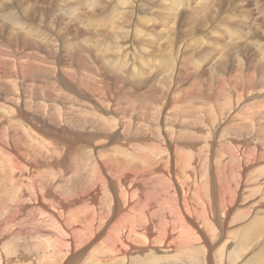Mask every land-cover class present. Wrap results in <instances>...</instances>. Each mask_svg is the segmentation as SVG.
<instances>
[{"label": "rangeland", "instance_id": "1", "mask_svg": "<svg viewBox=\"0 0 264 264\" xmlns=\"http://www.w3.org/2000/svg\"><path fill=\"white\" fill-rule=\"evenodd\" d=\"M21 1L0 0V75L3 73L0 76V112H2L0 113V115L2 114L0 117V127H2L0 128V170L2 169L0 173V204L2 206H0L2 208H0V264H42L44 262V264H189L187 261L190 254H194L195 264H255L259 258H261L260 262L263 260L264 264V0H113V2L112 0ZM162 3L164 4L162 5ZM34 6L35 8H33ZM55 9H58L61 14ZM38 10L41 13H39ZM67 14H70L68 15L69 17ZM73 15L75 17L74 19L72 18ZM3 22L5 25L2 24ZM202 24L205 25L203 26ZM16 26L18 28L15 29ZM61 26L63 28H61ZM150 27H152V29ZM28 30H30V32ZM97 30H99V32H97ZM141 30L143 32L146 31L143 33ZM167 32H169V34ZM95 33L97 34L94 35ZM92 34L97 40H95L96 38L93 37ZM11 36L15 37L12 38ZM130 36L134 38V43H130L134 41ZM127 37L130 38L128 39ZM165 38L166 40H163ZM83 39L85 41H83ZM160 41L162 43L164 42L163 45ZM158 43H161V45ZM95 44L98 45L96 46ZM175 46L178 47L175 48ZM171 49L173 50L170 51ZM124 51L128 53L131 51V55L128 54L129 56H127V53ZM178 51L179 53H177ZM158 52L160 55L157 54ZM151 54L154 57L151 56ZM118 55L120 57H118ZM2 56L8 63L6 60V62L4 61ZM110 58L111 61L109 63ZM121 61H123V65ZM222 61L227 65H224ZM25 63L29 64L31 67L29 65L26 66ZM31 64L34 67H32ZM5 66L9 67V69H7V67L5 68ZM3 70L6 74L2 72ZM94 70H96V72H94ZM79 73L80 75H78ZM102 79H105V81ZM80 81L83 84H81ZM103 81L105 83L107 81V84H109L104 85ZM165 96L166 98H164ZM199 107L202 111L199 110ZM186 108H188V110ZM158 111L161 112L159 113ZM197 111L199 113H197ZM208 112H210L209 114L211 115H208ZM189 113L194 116L197 115L195 117L193 116L192 120L189 121V128L185 129L187 133L183 130L184 128H174L180 133L178 134L181 135L180 138L183 136L179 142L180 147L178 146L179 143H174V146H172L174 150L180 148L179 152L174 156V154L170 155L166 151V148L160 150L159 142H164L165 144L167 142L164 140L166 138H161L158 134L157 125L160 126V122L157 121V118L160 116L172 118L173 116L172 119L176 118L175 120L181 122L183 119V121L189 119ZM12 114L14 117L11 116ZM133 116H135V118H133ZM140 116L142 120H140ZM96 117L101 120L103 119V122L106 121L105 129L107 128L106 130L113 136L111 139L106 138L107 134L97 129L98 126L93 121ZM136 117L139 119L137 120ZM180 117L181 119H179ZM149 119L151 121H149ZM55 122L60 123L55 124ZM58 125H61V127ZM174 125L176 126L177 124L175 123ZM53 127L55 128L53 129ZM189 130H191V132ZM82 131L86 133L84 134ZM140 131H145V134ZM146 131L149 134H146ZM76 132L78 133L77 136ZM21 133L23 134L22 137L18 138L21 136ZM132 133L134 134L132 135ZM140 133L141 135L143 134V136H141ZM78 135L80 136L78 137ZM176 135H174L172 139L174 138L177 140L178 138ZM85 136H87V138ZM191 136L194 137L192 138ZM104 138L106 139L104 140ZM43 139L44 142L42 141ZM77 139L79 140L77 141ZM174 139L173 141L175 142ZM49 140L52 141L49 142L50 147L47 142ZM134 140L136 142H134ZM186 140H193L195 144H188ZM72 141L74 142L72 143ZM104 141L106 144L103 143ZM18 142H24L20 145H24L23 148L19 146ZM181 142L186 143L182 144ZM46 143L48 144L46 145ZM217 144L220 145L218 146ZM221 144L225 148H223ZM92 145L94 146L92 147ZM12 146H15L16 149ZM47 147L50 148V150L47 149ZM226 147H228V149ZM212 148L215 149V151L217 150V153ZM229 148L233 154L230 153ZM39 149L41 154L38 151ZM222 149H225V151ZM126 151L129 154H127ZM198 151L203 153L199 154ZM226 151H228V153ZM3 152H5V155ZM130 153H133V158L136 155V159H130V157H132ZM7 154H9L8 158ZM36 154L39 155L37 156ZM55 154L59 155L56 157ZM106 154H109V156L119 154L124 156L125 154L123 158L136 162H139L140 159L142 160H140V162H145L150 159L149 161L152 160L154 163L160 161L161 164L165 161L162 165L166 162L177 163L178 167H171L172 165H169V168L167 167L168 172L166 173H170L171 179L168 178L166 181L163 179L160 180V174H157L158 169L156 173L154 172L153 178L149 180L147 178L143 179L142 177L135 176H133V179L136 182L139 179L148 182L141 183L142 181H138L140 185L146 186L145 193L148 194L147 198L150 201L155 199L158 200V203L152 206V211L150 208L146 209L147 212L149 211L148 214L153 212L162 215V217L165 216L164 214L169 215L170 207L174 212L177 205L181 204L183 199L185 200L186 195L191 201L196 199L194 201L197 203L199 202L198 205H203V202L204 204H211V210L207 214L209 226H205L203 221H201L199 230L202 233L204 231L212 235L207 241H204L206 244L213 245L212 249L209 250L206 245L203 246V244L198 243L192 244V248L188 246L180 250L168 249L165 248L163 242L159 239L157 247L155 248L146 244L152 250L158 248V253L156 251L149 252L145 248L136 251L128 246L125 249V256H128L130 258L129 260L128 257L125 256L124 259L123 256H116L113 249H111L112 252H110L111 247H106L107 244L109 245L108 240L105 243L100 242V237L103 235L100 234V232L105 227V222L111 224L109 218H112L119 208L118 205L113 207L110 204V200H113L115 197L113 196L114 190H112L113 188L111 185H109L111 192L109 195H112V197H104V199H106L104 202V200H102L103 197L99 195L97 197L99 205L94 204V206L98 205L97 209L101 207L105 209H103L102 213V217H105L99 218L96 224V227L98 223L101 225L98 227L99 230L98 228L96 230V227L89 230L91 233L93 231L94 233L97 232L98 236L94 234L93 237L84 241L82 238L75 239L71 243L72 246L74 245L72 248V246L69 245L70 239L67 235L68 228L63 229L61 223L66 225H71L72 223L75 225L80 206L86 204V206H83V212L80 210V213H82L80 217L87 214V212H84L85 209L88 211V209H93V207L86 202H82L77 206L76 204L74 205L72 201H69L64 208V205L60 202H66L69 199L72 200L75 195L86 193L88 189L91 191L92 187L93 192L98 189V194L107 191V189L103 187L106 185V180H108L107 182L110 184L112 177H118V175L109 168H99V170L105 171V174L101 175L96 169L95 163L98 162V159L108 156ZM217 154H219V156ZM11 155H13L14 158H12ZM62 155H64V157ZM100 155L102 156L100 157ZM138 155H140V157ZM141 155L145 157L142 158ZM225 155L226 157L230 155V157L225 158ZM233 155L237 156V158ZM176 156L178 160H176ZM94 157H96L97 160ZM148 157L150 158L148 159ZM180 159L181 161H179ZM224 159H228L229 161L227 162V160ZM52 160L53 162H51ZM111 160L112 159H110V161ZM195 160H198V163ZM186 161H191L188 169L190 172L198 168L195 171L196 173L193 172L195 173L194 176L190 175V177L186 175L187 171L182 170L184 171L182 172L180 170L181 168H186ZM223 161H225V163ZM66 163H68V165ZM110 164H114V161H111ZM195 164L198 167H196ZM194 167H196V169ZM74 168L77 169L75 170ZM151 168L153 170L155 169V167H149V170ZM127 169L128 168L123 167L121 170H124V174L132 176L134 172L131 173V169L126 171ZM40 171L42 172L40 173ZM173 172L177 174L173 176ZM44 175L45 177H43ZM108 177L110 179H108ZM3 178H5V180ZM39 178H42V180L45 179V181H41ZM95 178L97 180H95ZM92 181H97V183L99 182L101 185L99 184L98 186V184L95 182L92 183ZM168 181H172V183ZM10 182L12 183L10 184ZM42 182V186H45L44 188L40 185ZM129 182L130 181L127 182L126 186H121V188H119L122 190L126 188L123 190L124 192L128 190L132 192L133 190V196L137 197L138 193L136 191V186L130 185ZM16 183H20V186H17ZM90 183L95 185L93 186ZM38 185H40V188L38 187L41 190L40 192L37 191L38 188L36 186ZM147 185L150 186L147 187ZM206 185L209 186V192H207L208 189H205ZM100 187H102V190L105 189L104 192ZM115 188L117 191H121L117 186H115ZM194 189H196L195 192ZM201 189L206 195L203 196L205 193ZM216 190L218 192L224 191V199L217 197L218 193L214 196ZM47 191L49 192L48 196L51 195L48 200H46L48 196H45L47 195ZM36 192H39L40 196ZM162 192L164 197H162ZM25 193H28V196ZM136 197L134 198L135 201L137 200ZM39 198L41 200H39ZM51 199H54L52 203H50ZM148 199H146V202H150ZM45 203L48 204L47 207ZM30 204L33 206H29ZM159 204L160 206H158ZM161 205H165V207ZM5 207L7 208V212ZM25 207L27 208L25 209ZM108 207H110V209ZM157 207L159 208L157 209ZM21 208H24V210ZM63 208L65 210L67 208L68 213L67 211L65 212ZM165 208L167 210H165ZM75 209L76 211L74 212ZM178 209L174 212L175 214H173L177 218L178 216L180 218L179 212H181V210ZM14 212L17 213L18 216ZM160 212L162 213L160 214ZM148 214L147 216L149 217ZM189 214V210L187 209L184 220L182 221L183 223ZM66 220H69V222H63ZM58 221L61 223H58ZM170 221L166 220V224ZM78 224L79 223L76 224L75 228L78 227ZM160 224L162 227L167 228V230H173V232L176 230H174V227H171V223L166 227L164 220L160 219ZM22 226L23 228L28 227L26 228L28 230L25 228L24 230L21 228ZM251 226H256L258 232H255L254 236H252L254 231ZM178 230H180V227ZM70 231H72V229H70ZM248 232L251 234L248 235ZM126 235L127 232L123 234V237ZM245 235H248L249 238L248 240L246 239L248 242L245 240V244H243L241 238ZM76 240H78V242ZM129 240L131 241V238H129ZM74 242L75 244H73ZM59 253H61V255H59ZM156 253L158 255H156ZM171 253L174 255L172 256ZM230 253L232 254L230 255ZM100 255L102 256L100 257ZM176 255L180 256L178 257ZM154 256L159 258H155ZM196 257L198 258V263H196ZM5 259L8 263L4 261ZM26 259L28 262H23L24 260L26 261Z\"/></svg>", "mask_w": 264, "mask_h": 264}, {"label": "bare ground", "instance_id": "2", "mask_svg": "<svg viewBox=\"0 0 264 264\" xmlns=\"http://www.w3.org/2000/svg\"><path fill=\"white\" fill-rule=\"evenodd\" d=\"M4 1V0H3ZM21 1V0H20ZM23 1H25V0H23ZM55 1V0H54ZM63 1V0H62ZM108 1V0H107ZM106 1V2H107ZM161 1V0H160ZM159 1V2H160ZM255 1V0H254ZM112 2H113V0H112ZM2 3V2H1ZM21 3H22V1H21ZM103 3V2H102ZM132 3V2H131ZM10 4V3H9ZM60 4V3H59ZM76 4V3H75ZM104 4V3H103ZM111 4V3H110ZM133 4V3H132ZM164 3H162V5H163ZM167 4V3H166ZM218 4V3H217ZM35 5V4H34ZM94 5H95V1H94ZM94 5H92V6H94ZM100 5V4H99ZM106 5V4H105ZM15 6V5H14ZM124 6V5H123ZM122 6V7H123ZM164 6H166V5H164ZM95 7V6H94ZM97 7H98V5H97ZM101 7V6H100ZM103 7H105V6H103ZM33 8H35V6L33 7ZM50 8V7H49ZM92 8V7H91ZM90 8V9H91ZM130 8V7H129ZM155 8V7H154ZM215 8V7H214ZM4 9V8H3ZM46 9H48V8H46ZM89 9V10H90ZM125 9V8H124ZM240 9V8H239ZM260 9V8H259ZM262 9V8H261ZM12 10V9H11ZM40 10V9H39ZM38 10V11H39ZM41 10H43V9H41ZM55 10H58V9H55ZM59 10L61 11V9L59 8ZM58 10V11H59ZM74 10V9H73ZM72 10V11H73ZM9 11V10H8ZM57 11V12H58ZM60 11H59V13H60ZM67 11V10H66ZM81 11V10H80ZM119 11V10H118ZM134 11V10H133ZM212 11V10H211ZM14 12V11H13ZM44 12V11H43ZM218 12V11H217ZM39 13H41L40 11H39ZM68 13V12H67ZM72 13V12H71ZM127 13V12H126ZM131 13H133V12H131ZM155 13V12H154ZM264 13V12H263ZM8 14V13H7ZM43 14V13H42ZM61 14V13H60ZM103 14V13H102ZM148 14V13H147ZM146 14V15H147ZM158 14V13H157ZM45 15V14H44ZM68 15H70V14H67V16ZM97 15V14H96ZM151 15V14H150ZM262 15V14H261ZM42 16V15H41ZM60 16V15H59ZM116 16V15H115ZM148 16V15H147ZM153 16V15H152ZM157 16V15H156ZM176 16V15H175ZM60 17H62V16H60ZM69 17V16H68ZM83 17V16H82ZM120 17V16H119ZM124 17V16H123ZM129 17H130V15H129ZM11 18V17H10ZM45 18V17H44ZM73 19L75 18L74 17V15H73V17H72ZM71 18V19H72ZM153 18V17H152ZM215 18V17H214ZM2 19H4V18H2ZM72 19V20H73ZM80 19V18H79ZM86 19V18H85ZM115 19V18H114ZM217 19V18H216ZM259 19V18H258ZM43 20V19H42ZM71 20V21H72ZM91 20V19H90ZM121 20H122V17H121ZM120 20V21H121ZM153 20V19H152ZM154 20H156V19H154ZM195 20V19H194ZM78 21V20H77ZM88 21V20H87ZM6 22H9V21H6ZM50 22V21H49ZM84 22V21H83ZM123 22V21H122ZM121 22V23H122ZM74 23V22H73ZM102 23V22H101ZM119 23V22H118ZM126 23H127V21H126ZM172 23V22H171ZM182 23V22H181ZM3 25H5L4 24V22L2 23ZM7 24H9V23H7ZM51 24V23H50ZM67 24V23H66ZM70 24V23H69ZM80 24H82V23H80ZM79 24V25H80ZM86 24V23H85ZM99 24V23H98ZM110 24V23H109ZM117 24V23H116ZM123 24V23H122ZM122 24H121V26H122ZM128 24H130V23H128ZM197 24V23H196ZM253 24V23H252ZM11 25V24H10ZM14 25V24H13ZM20 25V24H19ZM19 25H17V26H19ZM77 25V24H76ZM75 25V26H76ZM78 25V26H79ZM83 25V24H82ZM172 25V24H171ZM203 25V24H202ZM205 25V24H204ZM203 25V26H204ZM9 26V25H8ZM15 27V29L16 28H18V27ZM49 26H51V25H49ZM85 26V25H84ZM92 26V25H91ZM117 26V25H116ZM126 26V25H125ZM130 26V25H129ZM261 26V25H260ZM88 27V26H87ZM111 27V26H110ZM118 27V26H117ZM124 27V26H123ZM127 27V26H126ZM135 27H138V26H135ZM140 27H141V25H140ZM140 27H138V28H140ZM21 28V27H20ZM61 28H63L62 26H61ZM97 28V27H96ZM115 28V27H114ZM142 28V27H141ZM151 29H152V27H150ZM202 28V27H201ZM12 29H13V27H12ZM11 29V30H12ZM33 29V28H32ZM116 29V28H115ZM179 29V28H178ZM9 30H10V27H9ZM18 30V29H17ZM108 30V29H107ZM112 30H113V28H112ZM125 30V29H124ZM127 30V29H126ZM140 30V29H139ZM29 32H30V30H28ZM111 31V30H110ZM128 31H129V29H128ZM142 31V30H141ZM140 31V32H141ZM146 31V30H145ZM144 31V32H145ZM148 31V30H147ZM151 31V30H150ZM155 31V30H154ZM1 32V31H0ZM9 32V31H8ZM17 32H19V31H17ZM21 32V31H20ZM25 32V31H24ZM38 32V31H37ZM85 32V31H84ZM83 32V33H84ZM97 32H99V30H97ZM124 32V31H123ZM138 32V31H137ZM143 32V31H142ZM141 32V33H142ZM143 32V33H144ZM165 32V31H164ZM13 33V32H12ZM11 33V34H12ZM23 33V32H22ZM26 33V32H25ZM78 33V32H77ZM101 33V32H100ZM151 33V32H150ZM168 34H169V32H167ZM255 33V32H254ZM15 34V33H14ZM19 34V33H18ZM17 34V35H18ZM27 34V33H26ZM25 34V35H26ZM79 34H80V32H79ZM85 34V33H84ZM97 33H95L94 35H96ZM107 34V33H106ZM8 35V34H7ZM34 35V34H33ZM39 35V34H38ZM89 35V34H88ZM108 35H109V33H108ZM118 35V34H117ZM140 35V34H139ZM145 35H147V34H145ZM144 35V36H145ZM189 35V34H188ZM22 36V35H21ZM44 36V35H43ZM92 36H93V34H92ZM103 36V35H102ZM104 36H106V35H104ZM110 36V35H109ZM108 36V37H109ZM119 36H121V35H119ZM137 36H138V34H137ZM143 36V37H144ZM148 36H150V35H148ZM152 36H154V35H152ZM173 36V35H172ZM177 36V35H176ZM12 37V36H11ZM13 37H15V36H13ZM12 37V38H13ZM17 37V36H16ZM19 37H20V35H19ZM24 37V36H23ZM38 37V36H37ZM81 37V36H80ZM93 37H95V36H93ZM107 37V38H108ZM111 37H112V35H111ZM118 37V36H117ZM123 37V36H122ZM131 37V36H130ZM129 37V38H130ZM31 38V37H30ZM30 38H28V39H30ZM43 38V37H42ZM82 38H83V36H82ZM86 38V37H85ZM88 38H89V36H88ZM96 38V37H95ZM98 38H100V37H98ZM128 38V37H127ZM128 38V39H129ZM132 38V37H131ZM172 38V37H171ZM27 39V38H26ZM106 39V38H105ZM119 39H121V38H119ZM118 39V40H119ZM133 40H134V38H132ZM131 39V40H132ZM142 39V38H141ZM145 39H146V36H145ZM173 39V38H172ZM41 40V39H40ZM95 40H97V38L95 39ZM99 40V39H98ZM161 40H162V38H161ZM163 40H166V38L165 39H163ZM23 41V40H22ZM30 41V40H29ZM35 41H36V39H35ZM83 41H85L84 39H83ZM82 41V42H83ZM87 41V40H86ZM89 41V40H88ZM101 41V40H100ZM105 41V40H104ZM107 41V40H106ZM112 41V40H111ZM123 41V40H122ZM146 41V40H145ZM151 41V40H150ZM170 41V40H169ZM172 41V40H171ZM175 41V40H174ZM10 42V41H9ZM45 42V41H44ZM97 42V41H96ZM103 42V41H102ZM113 42V41H112ZM134 43L135 42V40L134 41H131L130 43ZM143 42V41H142ZM161 42V41H160ZM173 42V41H172ZM31 43V42H30ZM29 43V44H30ZM37 43V42H36ZM50 43V42H49ZM111 43V42H110ZM154 44H156L157 43V40H156V43L155 42H153ZM162 43V42H161ZM161 43H158V44H160L161 45ZM164 43V42H163ZM163 43H162V45H163ZM174 43V42H173ZM173 43H172V45H173ZM79 44V43H78ZM83 44V43H82ZM86 44V43H85ZM88 44V43H87ZM100 44V43H99ZM105 44V43H104ZM177 44V43H176ZM33 45V44H32ZM96 45V44H95ZM98 45V44H97ZM96 45V46H97ZM108 45H110V44H108ZM135 45H137V44H135ZM223 45V44H222ZM225 45V44H224ZM39 46V45H38ZM103 46V45H102ZM116 46V45H115ZM169 46H170V44H169ZM17 47V46H16ZM23 47V46H22ZM131 47V46H130ZM178 46H175V48H177ZM238 47V46H237ZM40 48H41V46H40ZM46 48V47H45ZM93 48H95V47H93ZM114 48V47H113ZM118 48V47H117ZM133 48V47H132ZM137 48V47H136ZM166 48V47H165ZM171 48V47H170ZM172 48H174V47H172ZM88 49V48H87ZM92 49V48H91ZM102 49V48H101ZM105 49V48H104ZM134 49V48H133ZM232 49V48H231ZM236 49V48H235ZM234 49V50H235ZM23 50V49H22ZM45 50V49H44ZM96 50V49H95ZM126 50V49H125ZM131 50V49H130ZM139 50V49H138ZM151 50V49H150ZM159 50V49H158ZM173 49H171L170 51H172ZM237 50V49H236ZM240 50V49H239ZM114 51V50H113ZM116 51H117V49H116ZM238 51V50H237ZM236 51V52H237ZM31 52V51H30ZM99 52V51H98ZM106 52V51H105ZM104 52V53H105ZM124 52H126L127 54V56H129L128 54H130L131 53V51H130V53H128L127 51H124ZM150 52V51H149ZM2 53V52H1ZM28 53V52H27ZM85 53V52H84ZM95 53V52H94ZM122 53V52H121ZM156 53V52H155ZM177 53H179V51L177 52ZM230 53H232V52H230ZM235 53V52H234ZM31 54V53H30ZM103 54V53H102ZM108 54V53H107ZM125 54V53H124ZM123 54V55H124ZM133 54H134V52H133ZM132 54V55H133ZM146 54V53H145ZM157 54H159L160 55V53L158 52ZM165 54V53H164ZM1 55V54H0ZM82 55V54H81ZM115 55V54H114ZM131 55V54H130ZM150 55V54H149ZM156 55V54H155ZM101 56V55H100ZM105 56V55H104ZM110 56V55H109ZM145 56V55H144ZM151 56H153L152 54H151ZM158 56V55H157ZM163 56V55H162ZM164 56H166V55H164ZM179 56V55H178ZM193 56V55H192ZM1 57V56H0ZM3 57V56H2ZM70 57V56H69ZM118 57H120L119 55H118ZM140 57V56H139ZM143 57V56H142ZM154 57V56H153ZM166 57H168V56H166ZM186 57H188V56H186ZM236 57V56H235ZM4 58V57H3ZM81 58V57H80ZM85 58V57H84ZM113 58V57H112ZM145 58V57H144ZM169 58V57H168ZM237 58V57H236ZM235 58V59H236ZM117 59V58H116ZM140 59V58H139ZM148 59V58H147ZM158 59V58H157ZM179 59H181V58H179ZM6 59L4 58V61H5ZM89 60V59H88ZM121 60V59H120ZM119 60V61H120ZM122 60H124V59H122ZM7 61V60H6ZM5 61V62H6ZM27 61V60H26ZM29 61V60H28ZM80 61V60H79ZM84 61V60H83ZM86 61V60H85ZM106 61V60H105ZM110 61H111V58H110V60H109V63H110ZM113 61V60H112ZM116 61V60H115ZM114 61V62H115ZM136 61V60H135ZM157 61V60H156ZM162 61H163V59H162ZM178 61V60H177ZM224 61H226V60H224ZM91 62V61H90ZM117 62V61H116ZM123 61H121V63H122ZM155 62V61H154ZM169 62V61H168ZM223 62V61H222ZM221 62V63H222ZM1 63V62H0ZM2 63H3V61H2ZM7 63H8V61H7ZM21 63V62H20ZM31 63V62H30ZM35 63V62H34ZM139 63V62H138ZM158 63V62H157ZM156 63V64H157ZM161 63V62H160ZM159 63V64H160ZM179 63V62H178ZM26 64V63H25ZM36 64V63H35ZM83 64H86V63H83ZM116 64V63H115ZM134 64V63H133ZM144 64V63H143ZM223 64H224V62H223ZM262 64V63H261ZM3 65H4V63H3ZM2 65V66H3ZM23 65H24V63H23ZM27 65H29V64H26V66ZM32 65V64H31ZM39 65V64H38ZM122 65H123V63H122ZM130 65V64H129ZM150 65V64H149ZM224 65H227V64H224ZM1 66V65H0ZM8 66V65H7ZM7 66H5V68L7 67ZM11 66V65H10ZM20 66V65H19ZM30 66V65H29ZM91 66H93V65H91ZM116 66V65H115ZM118 66V65H117ZM142 66H144V65H142ZM141 66V67H142ZM21 67V66H20ZM31 67V66H30ZM32 67H34L33 65H32ZM45 67V66H44ZM137 67V66H136ZM140 67V66H139ZM222 67V66H221ZM24 68V67H23ZM61 68V67H60ZM92 68H94V67H92ZM91 68V69H92ZM125 68V67H124ZM123 68V69H124ZM219 68V67H218ZM260 68H261V66H260ZM0 69H1V67H0ZM3 69V68H2ZM7 69H9V67H7ZM6 69V70H7ZM21 69V68H20ZM34 69V68H33ZM95 69V68H94ZM170 69V68H169ZM172 69V68H171ZM79 70H80V68H79ZM155 70V69H154ZM73 71V70H72ZM71 71V72H72ZM97 71H99V70H97ZM173 71V70H172ZM0 72H1V70H0ZM2 72H4V70L2 71ZM56 72V71H55ZM54 72V73H55ZM66 72V71H65ZM81 72V71H80ZM88 72V71H87ZM94 72H96V70H94ZM153 72V71H152ZM156 72V71H155ZM170 72V71H169ZM212 72V71H211ZM5 73V72H4ZM67 73V72H66ZM77 73V72H76ZM118 73V72H117ZM3 74V73H2ZM1 74V75H2ZM6 74V73H5ZM57 74V73H56ZM74 74V73H73ZM0 75V76H1ZM78 75H80V73L78 74ZM82 75V74H81ZM99 75H100V73H99ZM108 75V74H107ZM123 75V74H122ZM149 75V74H148ZM201 75V74H200ZM111 76V75H110ZM177 76V75H176ZM211 76V75H210ZM100 77V76H99ZM173 77V76H172ZM178 77V76H177ZM216 77V76H215ZM5 78V77H4ZM9 78V77H8ZM76 78V77H75ZM98 78V77H97ZM100 78H102V77H100ZM99 78V79H100ZM104 78V77H103ZM119 78V77H118ZM157 78V77H156ZM163 78V77H162ZM125 79V78H124ZM123 79V80H124ZM179 79V78H178ZM203 79V78H202ZM1 80H2V78H1ZM81 80V79H80ZM83 80V79H82ZM98 80V79H97ZM102 80H104L105 81V79H102ZM114 80H115V78H114ZM126 80V79H125ZM199 80V79H198ZM78 81V80H77ZM87 81V80H86ZM100 81H101V79H100ZM103 81V83H104V85L105 84H107V81H106V83ZM79 82V81H78ZM87 82H89V81H87ZM98 82V81H97ZM110 82V81H109ZM115 82H116V80H115ZM119 82V81H118ZM127 82V81H126ZM80 83H81V81H80ZM99 83V82H98ZM102 83V82H101ZM102 83V84H103ZM122 83V82H121ZM76 84V83H75ZM81 84H83V83H81ZM87 84V83H86ZM109 84V83H108ZM107 84V85H108ZM85 85V84H84ZM83 85V86H84ZM100 85V84H99ZM90 86V85H89ZM94 86V85H93ZM92 86V87H93ZM98 86V85H97ZM102 86V85H101ZM158 86V85H157ZM91 87V86H90ZM77 88H79V87H77ZM76 88V89H77ZM108 88V87H107ZM158 88V87H157ZM161 88V87H160ZM154 89V88H153ZM7 90V89H6ZM9 90V89H8ZM27 91V90H26ZM56 92V91H55ZM54 93V92H53ZM156 93V92H155ZM160 94V93H159ZM161 95V94H160ZM156 96V95H155ZM157 98V97H156ZM164 98H166V96L164 97ZM158 99V98H157ZM162 99V98H161ZM172 99V98H171ZM179 99H180V97H179ZM181 100V99H180ZM182 101V100H181ZM180 101V102H181ZM89 102V101H88ZM165 102V101H164ZM177 102V101H176ZM94 103V102H93ZM154 104V103H153ZM185 105V104H184ZM106 107V106H105ZM105 107H103V108H105ZM171 107V106H170ZM111 108V107H110ZM109 108V109H110ZM189 108V107H188ZM188 108H186L187 110H188ZM191 108V107H190ZM195 108V107H194ZM201 108L199 107V110H200ZM99 110V109H98ZM156 110V109H155ZM192 110V109H191ZM197 110V109H196ZM198 110V111H199ZM204 110V109H203ZM113 111V110H112ZM165 111V110H164ZM172 111V110H171ZM195 111V110H194ZM197 111V113H199ZM200 111H202V110H200ZM5 112V111H4ZM4 112H3V115H4ZM17 112H18V110H17ZM149 112V111H148ZM151 112V111H150ZM159 112V111H158ZM161 112V111H160ZM159 112V113H160ZM204 112V111H203ZM0 113H2V112H0ZM6 113V112H5ZM111 113V112H110ZM114 113V112H113ZM122 113V112H121ZM121 113H119V114H121ZM210 112H208L207 114L208 115H211V114H209ZM105 114V113H104ZM141 114V113H140ZM149 114V113H148ZM150 114H152V113H150ZM202 114V113H201ZM2 115V114H1ZM1 115H0V117H1ZM6 115V114H5ZM9 115V114H8ZM17 115V114H16ZM21 115V114H20ZM48 115V114H47ZM87 115V114H86ZM117 115V114H116ZM172 115V114H171ZM189 115L190 116H188V120H186V121H181V122H178L177 120H175V119H172L173 118V116H172V118H167V117H165V116H160V117H158L157 119V121H159L160 123H159V125L160 126H158L157 125V122L155 123L156 125H157V131H158V134H159V136L161 137V138H166V139H164L167 143L165 144L164 142H159V148H160V150H162V148H166V151L170 154V155H172V154H174V156L179 152V149H177V150H174V147H172V146H174L173 144L174 143H176V144H178L179 142H180V140H181V138L183 137H181L180 138V136L181 135H178V134H180L176 129H174L175 127H180V129H182V128H184L183 130H185L186 128H189V121L190 120H192V117L194 116L193 114H191V113H189ZM197 115V114H196ZM195 115V116H196ZM208 115H206V116H208ZM7 116V115H6ZM6 116H4V117H6ZM10 116V115H9ZM11 116H13L14 117V115L12 114ZM115 116V115H114ZM149 116V115H148ZM194 116V117H195ZM104 117V116H103ZM125 117V116H124ZM150 117H152V116H150ZM155 117V116H154ZM210 117V116H209ZM208 117V118H209ZM12 118V117H11ZM24 118V117H23ZM50 118V117H49ZM54 118V117H53ZM66 118V117H65ZM90 118V117H89ZM93 118V117H92ZM101 118H102V113H101ZM133 118H135V116H133ZM137 118V117H136ZM178 118V117H177ZM206 118V117H205ZM47 119V118H46ZM106 119V118H105ZM118 119V118H117ZM121 119V118H120ZM139 118H137V120H138ZM151 119V118H150ZM149 119V121H151ZM153 119V118H152ZM179 119H181V117L179 118ZM186 119V118H185ZM57 120V119H56ZM55 120V121H56ZM84 120V119H83ZM140 120H142V117L140 116ZM197 120V119H196ZM8 121V120H7ZM25 121V120H24ZM66 121V120H65ZM68 121V120H67ZM94 123L98 126L97 127V129H99L101 132H103V133H106L107 134V136H106V138H108V139H111L113 136H111L110 134H109V131H107L106 129H105V123H106V121L105 122H103V119L101 120L100 118H98V117H96V118H94ZM135 121V120H134ZM31 122V121H30ZM36 122V121H35ZM51 122V121H50ZM49 122V123H50ZM133 122V121H132ZM166 122V123H165ZM4 123V122H3ZM23 123V122H22ZM57 122H55V124H56ZM58 123H60V122H58ZM57 123V124H58ZM76 123V122H75ZM81 123V122H80ZM85 123V122H84ZM92 123V122H91ZM114 123V122H113ZM119 123V122H118ZM149 123V122H148ZM177 124L176 126L174 125V124ZM179 123V124H178ZM192 123V122H191ZM191 123H190V125H191ZM194 123V122H193ZM25 124V123H24ZM37 124V123H36ZM44 124V123H43ZM52 124V123H51ZM50 124V125H51ZM66 124V123H65ZM93 124V123H92ZM110 124V123H109ZM120 124V123H119ZM147 124V123H146ZM149 124H151V123H149ZM162 124V125H161ZM212 124V123H211ZM26 125V124H25ZM48 125V124H47ZM49 125V126H50ZM108 125V124H107ZM122 125V124H121ZM127 125V124H126ZM140 125V124H139ZM164 125V126H163ZM174 125V126H173ZM193 125V124H192ZM208 125V124H207ZM5 126V125H4ZM12 126V125H11ZM10 126V127H11ZM28 126V125H27ZM35 126V125H34ZM52 126V125H51ZM51 126H50V128H51ZM58 126H60L61 127V125H58ZM65 126V125H64ZM79 126V125H78ZM82 126V125H81ZM120 126V125H119ZM14 127V126H13ZM12 127V128H13ZM38 127V126H37ZM48 127V126H47ZM70 127V126H69ZM109 127V126H108ZM117 127V126H116ZM124 127V126H123ZM126 127V126H125ZM128 127V126H127ZM206 127V126H205ZM0 128H2V127H0ZM55 127H53V129H54ZM64 128V127H63ZM63 128H62V130H63ZM111 128V127H110ZM156 128V127H155ZM18 129V128H17ZM61 129V128H60ZM74 129V128H73ZM128 129V128H127ZM131 129V128H130ZM137 129V128H136ZM135 129V130H136ZM1 130V129H0ZM15 130V129H14ZM41 130V129H40ZM48 130H50V129H48ZM77 130H79V129H77ZM138 130H140V129H138ZM183 130H182V132H183ZM19 131V130H18ZM52 131V130H51ZM50 131V132H51ZM72 131V130H71ZM76 131V130H75ZM111 131V130H110ZM120 131V130H119ZM134 131V130H133ZM187 131H188V129H187ZM190 132H191V130H189ZM4 132V131H3ZM34 132V131H33ZM37 132V131H36ZM49 132V131H48ZM53 132V131H52ZM137 132V131H136ZM140 132H143V131H140ZM145 132V131H144ZM143 132V134H145ZM181 132V131H180ZM185 132H186V130H185ZM194 132V131H193ZM12 133V132H11ZM30 133V132H29ZM42 133V132H41ZM47 133V132H46ZM45 133V134H46ZM54 133H55V130H54ZM58 133V132H57ZM73 133V132H72ZM75 133V132H74ZM82 133H84L83 131H82ZM86 133V132H85ZM84 133V134H85ZM111 133V132H110ZM126 133V132H125ZM148 132L146 131V134H147ZM187 133V132H186ZM201 133V132H200ZM77 132H76V136H77ZM83 134V135H84ZM95 134V133H94ZM134 133H132V135H133ZM137 134V133H136ZM143 134L141 135V133H140V135L141 136H143ZM149 134V133H148ZM153 134V133H152ZM163 134V135H162ZM177 134V135H176ZM182 134H184V133H182ZM191 134V133H190ZM3 135V134H2ZM19 135V134H18ZM22 133H21V136H19L18 138H20V137H22ZM54 135V134H53ZM154 135V134H153ZM155 135H156V133H155ZM169 136V137H167V136ZM174 135H176L177 136V140L176 139H174L175 140V142L173 141V139H172V137L174 136ZM193 135V134H192ZM17 136V135H16ZM57 136V135H56ZM60 136H61V134H60ZM80 135H78V137H79ZM98 136V135H97ZM99 136H100V134H99ZM98 136V137H99ZM121 136V135H120ZM158 136V135H157ZM186 136V135H185ZM36 137V136H35ZM46 137V136H45ZM49 137V136H48ZM58 137V136H57ZM56 137V138H57ZM86 138H87V136H85ZM102 137V136H101ZM192 138L194 137V136H191ZM214 137V136H213ZM9 138V137H8ZM14 138H15V134H14ZM31 138V137H30ZM60 138V137H59ZM62 138V137H61ZM81 138V137H80ZM100 138V137H99ZM106 138H104V140L106 139ZM115 138V137H114ZM141 138V137H140ZM168 138V139H167ZM17 139V138H16ZM25 139V138H24ZM34 139V138H33ZM46 139V138H45ZM48 139V138H47ZM62 139H64V138H62ZM101 139H103V138H101ZM149 139V138H148ZM187 139V138H186ZM29 140V139H28ZM37 140V139H36ZM41 140V139H40ZM79 139H77V141H78ZM90 140H91V137H90ZM124 140H126V139H124ZM129 140V139H128ZM131 140H133V139H131ZM202 140V139H201ZM205 140V139H204ZM221 140V139H220ZM16 141V140H15ZM26 141V140H25ZM43 142H44V139L42 140ZM59 141V140H58ZM61 141V140H60ZM127 141V140H126ZM138 141V140H137ZM146 141V140H145ZM183 141V140H182ZM195 141V140H194ZM221 141H223V140H221ZM27 142V141H26ZM38 142V141H37ZM48 143L49 142H52V141H47ZM62 142V141H61ZM74 141H72V143H73ZM134 142H136L135 140H134ZM186 142L188 143V144H195V142H193V140H186ZM186 142H183V143H186ZM220 142V141H219ZM15 143V142H14ZM19 143V142H18ZM21 143H24V142H21ZM21 143H19V146L21 145ZM30 143H31V140H30ZM42 143V142H41ZM48 143H46V145L48 144ZM58 143H60V142H58ZM65 143V142H64ZM72 143L70 142V144L72 145ZM75 143H77V142H75ZM89 143V142H88ZM92 143V142H91ZM103 143H105V141L103 142ZM131 143V142H130ZM133 143V142H132ZM182 143V142H181ZM182 143V144H183ZM198 143V142H197ZM225 143V142H224ZM17 144V143H16ZM32 144V143H31ZM44 144V143H43ZM53 144V143H52ZM51 144V145H52ZM57 144V143H56ZM61 144V143H60ZM93 144V143H92ZM100 144H102V143H100ZM106 144V143H105ZM104 144V145H105ZM124 144V143H123ZM227 144V143H226ZM18 145V144H17ZM59 145V144H58ZM62 145V144H61ZM89 145H91V144H89ZM99 145V144H98ZM180 145V143L178 144V146ZM185 145V144H184ZM218 146L220 145V144H217ZM222 145V144H221ZM24 146V145H23ZM23 146H20V147H22L23 148ZM31 146V145H30ZM37 146V145H36ZM49 147H50V143H49V145H48ZM77 146V145H76ZM94 145H92V147H93ZM125 146V145H124ZM147 146V145H146ZM193 146V145H192ZM191 146V147H192ZM223 146V145H222ZM222 146H220V147H222ZM5 147V146H4ZM7 147V146H6ZM13 148L15 147V146H12ZM11 147V148H12ZM19 147V148H20ZM39 147V146H38ZM44 147V146H43ZM55 147V146H54ZM54 147H51V148H54ZM127 147V146H126ZM137 147V146H136ZM139 147V146H138ZM180 147V146H179ZM229 147V146H228ZM228 147H226L227 149H228ZM9 148H10V146H9ZM27 148H29V147H27ZM45 148V147H44ZM43 148V149H44ZM56 148V147H55ZM62 148H63V146H62ZM68 148V147H67ZM66 148V149H67ZM110 148V147H109ZM149 148V147H148ZM199 148V147H198ZM214 148V147H213ZM212 148V149H213ZM216 148V147H215ZM223 148H225L224 146H223ZM1 149V148H0ZM15 149H16V147H15ZM18 149V148H17ZM25 149H26V146H25ZM38 149V148H37ZM41 149V148H40ZM40 149L38 150L39 151V153L41 154V152H40ZM47 149H49L50 150V148H48L47 147ZM113 149V148H112ZM194 149H195V147H194ZM219 149V148H218ZM226 149V150H227ZM23 150V149H22ZM27 150V149H26ZM36 150V149H35ZM54 150V149H53ZM96 150H98V149H96ZM126 150V149H125ZM201 150V149H200ZM214 151H215V149H213ZM222 150H224L225 151V149H222ZM4 151H5V149H4ZM15 151V150H14ZM37 151V152H38ZM43 151V150H42ZM165 151V152H166ZM220 151H221V148H220ZM223 151V152H224ZM229 151H230V148H229ZM2 152V151H1ZM13 152V151H12ZM26 152V151H25ZM28 152H29V150H28ZM53 152V151H52ZM55 152V151H54ZM64 152V151H63ZM146 152V151H145ZM194 152V151H193ZM199 152V151H198ZM197 152V153H198ZM212 152V151H211ZM216 153H217V150L215 151ZM223 152H221L222 154H224ZM227 153H228V151H226ZM232 152H233V150H232ZM14 153V152H13ZM42 153H44V152H42ZM62 153V152H61ZM112 153V152H111ZM114 153V152H113ZM126 153H127V151H126ZM125 153V154H126ZM200 153H203V152H199V154ZM218 153H219V151H218ZM230 153H231V151H230ZM3 154L5 155V152H3ZM21 154H22V152H21ZM67 154V153H66ZM121 154V153H120ZM114 155V154H112V155H114V156H109V154H106V155H108V156H105L104 158H102V159H98V162L97 163H95V167H96V169L98 170V172H100L101 173V175L102 174H105V171H101V170H99V168H109V169H111V170H113V171H115L116 172V174L118 175V177L117 176H115V177H117V178H113L112 177V179L110 180V184H108V180H106V182H105V186H103V187H105V189H107V191H105V193H102V194H98L99 192L97 191V190H94V192L92 191V189H93V187H92V189H91V191H89V189H88V191L86 192V193H83V194H80V195H75V197H74V199H69V200H67L66 202L65 201H59L62 205H64V208H65V206L69 203V201H72L73 203H74V205L76 204L77 206L78 205H80L82 202H86V203H88L89 205H91L92 207H93V209H88V211L86 210H84V212H87V214H84V216L83 217H80L81 216V214L82 213H80V210L82 211L83 210V206H86V204H84L83 206H80V210L78 211L79 213H78V215H77V220H76V224L77 223H79L78 224V227L77 228H75V226H76V224L74 225V224H72L71 223V225L69 224V225H66V224H64V223H61V222H59L58 221V223H61V225L63 226V229H67V235L69 236V245H71V243L75 240V239H80V238H82L83 239V241L84 240H87V239H90L91 237H93V235L94 234H96L97 235V232H95L94 233V231L91 233L89 230H91V229H94L95 227H96V224H97V222H98V220H99V218H104V217H102L103 215H102V213H103V209L104 208H100V209H97L98 208V203L99 202H97V197L100 195V197H103L102 198V200H104V202H105V200L106 199H104V197H107V196H111L112 197V195H109L111 192H110V186L109 185H111V187L113 188L112 190H114L113 191V193L115 194H113V196H115L114 197V199L113 200H110L111 202H110V204H111V206H115V205H118L119 206V208L117 209V211H116V213L114 214V216L112 217V218H109L108 216V218H109V221L111 222V224L112 223H114L113 225H111L110 223H107V222H105V227L102 229V231L100 232V234H103L101 237H100V242H103V243H105L107 240H108V242H109V245L107 244L106 245V247L107 246H109V247H111L110 248V250L111 249H113L114 251H115V255L116 256H123V259L125 258V257H128V256H125L126 255V253H125V249H126V247H130L132 250H139V249H147L149 252H151V251H156L157 253L159 252V249L157 248L156 250H152V249H150V247H148L147 245H149V246H152V247H157V244H158V240L160 239L162 242H163V244H164V246H165V248H168V249H175V250H180V249H183V248H186V247H188V246H191V248H192V244H195V243H198V244H203V246H207L208 247V249L209 250H211L212 249V247H213V245H210V244H206V243H204V241H207V239H209V237H211L212 235H210L208 232H204L203 230V233L199 230V224H200V222L201 221H203V224H205V226H209V224H208V222H207V219H208V216H207V214H208V212L211 210V204H207V203H205L204 204V202H203V205H198V203L197 202H195L194 200H196V199H194V200H189L188 199V196L186 195V198H185V200L183 199V202L181 203V204H179V205H177V207L175 208V210H174V212L179 208L180 210H181V212H179V214H180V218H179V216H178V218L174 215L175 213L172 211V209H171V207H170V210H169V207L167 208L168 210H169V215H167V214H164V212H163V214L165 215L164 217H162V215H158V214H155V213H153V212H150L149 214H148V212H147V210L146 209H148V208H150L151 209V211H152V206L153 205H155L156 203H158V200H153V201H150L148 198H147V196H148V194H146L145 192H146V186H142V185H140L139 183H138V181L140 180H137L136 178V180H137V182L133 179V176H135V177H142L143 179H151V178H153V176H154V172L156 173V170H157V174L160 176V180H168V178H170L171 176H170V173H166V172H168V166L169 165H172L171 167H178V164L176 163V164H174V163H172V162H166L164 165H162L164 162H162V164L160 163V161L159 162H156V163H154L152 160L151 161H149L150 159V157H148V161H145V162H140V160H139V162L137 161H134V160H129V159H127V158H123L124 156H125V154H124V156L123 155ZM127 154H129V153H127ZM131 154V156L133 155V153H130ZM139 154H141V153H139ZM146 154V153H145ZM148 154H150V153H148ZM147 154V155H148ZM181 154V153H180ZM205 154V153H204ZM213 154V153H212ZM215 154V153H214ZM220 154V153H219ZM219 154H217L218 156H219ZM222 154H221V156H222ZM226 154V153H225ZM231 154H233V153H231ZM237 154V153H236ZM16 155V154H15ZM32 155V154H31ZM35 155V154H34ZM33 155V156H34ZM37 155V154H36ZM39 155V154H38ZM37 155V156H38ZM56 155V154H55ZM57 155H59V154H57ZM57 155H56V157H57ZM69 155V154H68ZM151 155V154H150ZM202 155V154H201ZM238 155V154H237ZM8 156H9V154H7V158H8ZM12 156V158H14L13 157V155H11ZM17 156V155H16ZM29 156V155H28ZM63 157H64V155H62ZM102 155H100V157H101ZM139 157H140V155H138ZM159 156V155H158ZM233 156H235V155H233ZM240 156V155H239ZM19 157V156H18ZM32 157V156H31ZM45 157V156H44ZM128 157V156H127ZM129 157H130V155H129ZM136 157V155L134 156V158ZM141 157H142V155H141ZM143 157H145V156H143ZM142 157V158H143ZM153 157V156H152ZM162 157V156H161ZM196 157H197V155H196ZM195 157V158H196ZM203 157H205V156H203ZM227 157H230V155H227ZM226 157V155H225V158H227ZM236 158H237V156H235ZM240 157H242V156H240ZM58 158H59V156H58ZM96 160H97V158L96 157H94ZM131 158H133V156L132 157H130V159ZM133 158V159H134ZM176 160H178V157L176 156ZM194 158V157H193ZM1 159V158H0ZM10 159H11V157H10ZM9 159V160H10ZM22 159V158H21ZM110 159H112L111 161H114V164H110L111 163V161H110ZM136 159V158H135ZM139 159V158H138ZM145 159V158H144ZM147 159V158H146ZM190 159V158H189ZM204 159V158H203ZM220 159V158H219ZM230 159V158H229ZM232 159V158H231ZM3 160V159H2ZM8 160V159H7ZM12 160V159H11ZM58 160H60V159H58ZM70 160H72V159H70ZM96 160H94V161H96ZM166 160V159H165ZM221 160H222V158H221ZM224 160H227V162L229 161L228 159H224ZM27 161V160H26ZM29 161H30V159H29ZM61 161V160H60ZM73 161V160H72ZM76 161V160H75ZM142 161V160H141ZM158 161V160H157ZM162 161V160H161ZM179 161H181V159L179 160ZM178 161V162H179ZM196 161V160H195ZM198 161V160H197ZM196 161V162H197ZM7 162H10V161H7ZM51 162H53V160L51 161ZM66 162V161H65ZM184 162V161H183ZM187 163H185L187 166H186V168H181L180 170L182 171V170H184V171H187V173H189V174H187L186 172V175H188V176H194V174L196 173L195 171L198 169H196V167H198L196 164V167H194L196 170H193L192 172H190L188 169H189V165H190V162L189 161H186ZM224 163H225V161H223ZM230 162H231V160H230ZM13 163V162H12ZM50 163V162H49ZM48 163V164H49ZM72 163V162H71ZM181 163V162H180ZM198 163V162H197ZM1 164V163H0ZM8 164V163H7ZM67 165H68V163H66ZM70 164V163H69ZM182 164H184V163H182ZM201 164V163H200ZM199 164V165H200ZM203 164V163H202ZM9 165V164H8ZM50 165V164H49ZM65 165V164H64ZM180 165V164H179ZM6 166V165H5ZM5 166H4V168H5ZM51 166H52V164H51ZM92 166H94V165H92ZM2 167V166H1ZM65 167H66V165H65ZM68 167H71V166H68ZM74 167H75V165H74ZM123 167H125V168H128V169H131V173H133V175L132 176H130V175H126V174H124V170H121V169H123ZM149 167H155V169L153 170L152 168L150 169V170H153V171H150L149 170ZM161 167H164V168H161ZM168 167V168H167ZM170 167V168H171ZM3 168V167H2ZM15 168V167H14ZM47 168V167H46ZM64 168V167H63ZM72 168V167H71ZM160 168V169H159ZM180 168V167H179ZM178 168V169H179ZM225 168H226V166H225ZM28 169V168H27ZM66 169H69V168H66ZM75 169V168H74ZM77 169V168H76ZM75 169V170H76ZM128 169L126 170V171H128ZM191 169V168H190ZM2 170V169H1ZM1 170H0V173H1ZM225 170V169H224ZM5 171H6V168H5ZM44 171V170H43ZM82 171V170H81ZM130 171V170H129ZM184 171H182V172H184ZM42 171H40V173H41ZM193 172H195V173H193ZM5 173V172H4ZM9 173V172H8ZM23 173H25V172H23ZM22 173V174H23ZM162 173H165V174H162ZM179 173H181V172H179ZM20 174V173H19ZM129 174H130V172H129ZM174 174L176 175L177 173L176 172H173V176H174ZM198 174V173H197ZM27 175V174H26ZM39 175V174H38ZM37 175V176H38ZM43 175V174H42ZM54 175V174H53ZM97 175H98V173H97ZM96 175V176H97ZM180 175V174H179ZM185 175V176H186ZM2 176V175H1ZM31 176H32V174H31ZM40 176V175H39ZM100 176V175H99ZM157 176V175H156ZM181 176H183V175H181ZM190 176V177H191ZM198 176V175H197ZM204 176V175H203ZM8 177V176H7ZM10 177V176H9ZM41 177V176H40ZM43 177H45V175L43 176ZM42 177V178H43ZM54 177V176H53ZM98 177V176H97ZM96 177V178H97ZM105 177V176H104ZM184 177V176H183ZM182 177V178H183ZM225 177V176H224ZM42 178H39V179H41V181H45V179L44 180H42ZM95 178V180H97ZM4 180H5V178H3ZM37 179V178H36ZM108 179H110L109 177H108ZM171 179V178H170ZM15 180V179H14ZM13 180V181H14ZM38 180V179H37ZM185 180H188V179H185ZM7 181V180H6ZM15 181H17V180H15ZM31 181V180H30ZM40 181V182H41ZM102 181V180H101ZM128 181H130L129 183H130V185L132 184V186H136V188H137V200L135 201V197L133 196V190H132V192H129V190H128V188H127V190L128 191H123L124 189H126V188H124L123 190L122 189H120L121 188V186L122 187H124V186H126V184H127V182ZM142 181V179L140 180V182ZM144 181V180H143ZM141 182V183H148V182ZM147 181V180H146ZM193 181V180H192ZM38 182H39V180H38ZM38 182L36 181V183L38 184ZM95 182V181H94ZM93 181H92V183H94ZM149 182H151V181H149ZM168 182H171L172 183V181H168ZM204 182V181H203ZM12 182H10V184H11ZM35 183V182H34ZM58 183V182H57ZM61 183V182H60ZM96 184H98V186H99V182L97 183V181L95 182ZM157 183V182H156ZM207 183V182H206ZM91 184V183H90ZM168 184H170V183H168ZM15 185V184H14ZM16 185L18 186H20V183L19 184H17L16 183ZM15 185V186H16ZM41 186L43 185V182L40 184ZM40 185H38V186H36L37 188L39 187L40 188ZM45 185V184H44ZM91 185H95V184H91ZM91 185H89V186H91ZM101 185V184H100ZM102 185H104V184H102ZM166 185H167V183H166ZM200 185V184H199ZM202 185V184H201ZM222 185V184H221ZM234 185V184H233ZM115 186H117V188H119L121 191H117V189L115 188ZM150 186V185H149ZM148 185H147V187H149ZM203 186V185H202ZM205 186V185H204ZM4 187V186H3ZM34 187V186H33ZM43 188L45 187V186H42ZM41 187V188H42ZM96 187V186H95ZM127 187H129V186H127ZM157 187V186H156ZM155 187V188H156ZM172 187V186H171ZM197 187H199V186H197ZM223 187V186H222ZM229 187V186H228ZM239 187V186H238ZM38 188V190L37 191H41L40 189ZM47 188V187H46ZM102 187H100V189H101ZM159 188V187H158ZM194 188V187H193ZM192 188V189H193ZM200 188V187H199ZM198 188V189H199ZM216 188H218V187H216ZM14 189V188H13ZM24 189V188H23ZM26 189V188H25ZM47 189H49V188H47ZM104 189V190H105ZM116 189V190H115ZM130 189V188H129ZM165 189V188H164ZM205 189H208V191L207 192H209V186L208 185H206V188ZM222 189V188H221ZM224 189V188H223ZM232 189V188H231ZM20 190V189H19ZM27 190V189H26ZM44 190V189H43ZM102 190V189H101ZM104 190H102L103 192H104ZM131 190V189H130ZM148 190V189H147ZM150 190V189H149ZM159 190V189H158ZM158 190H156V191H158ZM172 190H174V189H172ZM176 190V189H175ZM195 190L196 189H194V192H195ZM202 190V189H201ZM225 190V189H224ZM228 190V189H227ZM3 191H5V190H3ZM2 191V192H3ZM45 191V190H44ZM69 191V190H68ZM76 191V190H75ZM82 191V190H81ZM135 191V192H136ZM183 191V190H182ZM203 191V190H202ZM201 191V192H202ZM24 192H26V191H24ZM39 192H36V193H38L39 194ZM80 192V191H79ZM159 192V191H158ZM161 192V191H160ZM171 192H173V191H171ZM196 192H198V191H196ZM204 192V191H203ZM42 193V192H41ZM81 193V192H80ZM155 193V192H154ZM205 193V192H204ZM211 193V192H210ZM209 193V194H210ZM216 193H218V196L217 197H220V198H223L224 197V191H220V192H218L217 190L215 191V194H214V196L216 195ZM10 194V193H9ZM26 194V193H25ZM28 194V193H27ZM26 194V195H27ZM43 194H44V192H43ZM47 195H45V196H48V194H49V192L47 191V193H46ZM52 194V193H51ZM62 194V193H61ZM159 194V193H158ZM165 194V193H164ZM168 194H169V192H168ZM178 194V193H177ZM1 195V194H0ZM162 195H163V192H162ZM167 195V194H166ZM173 195V194H172ZM179 195H181V194H179ZM204 195H206V193L205 194H203V196ZM207 195H208V193H207ZM212 195V194H211ZM24 196V195H23ZM28 196V195H27ZM39 196H40V194H39ZM49 196H51V195H49ZM49 196L46 198V200H48V198H49ZM53 196V195H52ZM177 196V195H176ZM199 196V195H198ZM202 196V195H201ZM9 197V196H8ZM32 197H34V196H32ZM56 197V196H55ZM100 197H99V199H100ZM149 197H150V195H149ZM152 197V196H151ZM162 197H164V195L162 196ZM229 197V196H228ZM227 197V198H228ZM21 198V197H20ZM36 198H38V197H36ZM36 198H33V199H36ZM43 198V197H42ZM169 198H170V194H169ZM191 198V197H190ZM195 198H197V197H195ZM15 199V198H14ZM44 199V198H43ZM59 199V198H58ZM65 199V198H64ZM146 199H148V201H150V202H146ZM160 199V198H159ZM163 199V198H162ZM165 199V198H164ZM167 199V198H166ZM173 199V198H172ZM171 199V200H172ZM193 199V198H192ZM198 199V198H197ZM224 199V198H223ZM236 199V198H235ZM39 200H41L40 198H39ZM52 200H54V199H51V202L50 203H52L53 201ZM101 200V201H102ZM161 200V199H160ZM218 200H220V199H218ZM217 200V201H218ZM234 200V199H233ZM18 201V200H17ZM43 201V200H42ZM163 201V200H162ZM161 201V202H162ZM167 201V200H166ZM174 201H176V200H174ZM179 201V200H178ZM199 201V200H198ZM204 201V200H203ZM206 201V200H205ZM2 202V201H1ZM8 202V201H7ZM32 202V201H31ZM30 202V203H31ZM40 202V201H39ZM38 202V203H39ZM44 202H45V200H44ZM54 202H56V201H54ZM97 202V203H96ZM164 202V201H163ZM4 203V202H3ZM37 203V202H36ZM57 203H58V201H57ZM101 203V202H100ZM220 203V202H219ZM20 204V203H19ZM33 204V203H32ZM40 204V203H39ZM45 204H47V203H45ZM87 204V205H88ZM94 204H98V205H96V206H94ZM102 204V203H101ZM221 204V203H220ZM5 205H9V204H5ZM88 205V206H89ZM222 205H224V204H222ZM0 206H1V204H0ZM29 206H31V204L29 205ZM33 206V205H32ZM31 206V207H32ZM46 207L48 206V204L47 205H45ZM50 206V205H49ZM69 206V205H68ZM90 206V207H91ZM101 206V205H100ZM108 206V205H107ZM158 206H160V204L158 205ZM162 206V205H161ZM164 207H165V205H163ZM162 206V207H163ZM2 207V206H1ZM0 207V208H1ZM4 207V206H3ZM16 207H18V206H16ZM28 207V206H27ZM27 207H25V209L27 208ZM59 207V206H58ZM74 207V206H73ZM76 207V206H75ZM106 207V206H105ZM129 207V208H128ZM36 208V207H35ZM55 208V207H54ZM63 208V209H64ZM85 208H87V207H85ZM109 209H110V207H108ZM112 208V207H111ZM155 208V207H154ZM159 207H157V209H158ZM172 208H173V206H172ZM202 208H203V210H202ZM217 208V207H216ZM215 208V209H216ZM2 209V208H1ZM0 209V210H1ZM5 209H6V212H7V208L5 207ZM17 209V208H16ZM22 210H24V208H21ZM49 209H51V208H49ZM59 209V208H58ZM70 209V208H69ZM164 209V208H163ZM166 208H165V210H167ZM178 209V210H179ZM189 210V215H188V217H187V219H185V221H184V223L182 222L183 220H184V217H185V215H186V210ZM226 209V208H225ZM3 210H4V208H3ZM54 210V209H53ZM65 210V209H64ZM90 210V211H89ZM105 210V209H104ZM13 211V210H12ZM33 211V210H32ZM40 211V210H39ZM44 211V210H43ZM52 211V210H51ZM67 211V208H66V210H65V212ZM76 211V209L74 210V212ZM109 211V210H108ZM159 211V210H158ZM164 211V210H163ZM224 211V210H223ZM20 212V211H19ZM38 212V211H37ZM55 212V211H54ZM83 212V211H82ZM89 212V213H88ZM110 212V211H109ZM165 212H167V211H165ZM212 212V211H211ZM10 213H13V212H10ZM15 213V212H14ZM22 213V212H21ZM49 213V212H48ZM67 213H68V211H67ZM105 213V212H104ZM111 213H112V211H111ZM162 212H160V214H161ZM172 213V214H171ZM174 213V214H173ZM200 213V214H199ZM15 214H17V213H15ZM75 214V213H74ZM147 214L149 215V217L147 216ZM10 215V214H9ZM22 215V214H21ZM39 215V214H38ZM45 215H47V214H45ZM67 215V214H66ZM177 215V214H176ZM194 215V216H193ZM17 216H18V214H17ZM17 216H16V218H17ZM44 216V215H43ZM11 217V216H10ZM14 217V216H13ZM12 217V218H13ZM22 217V216H21ZM29 217V216H28ZM42 217V216H41ZM55 217V216H54ZM53 217V218H54ZM62 217V216H61ZM64 217V216H63ZM67 217V216H66ZM150 218V219H148V218ZM30 218V217H29ZM52 218V219H53ZM38 219V218H37ZM51 219V218H50ZM69 219H70V217H69ZM160 219L161 220H164L165 221V224L167 223L166 222V220H171L168 224H166L165 226L166 227H168L169 226V224L171 225V227H174V230L176 231V234H175V231L173 232V230L171 231V230H167V228H164V227H162V225L160 224ZM8 220H9V218H8ZM11 220V219H10ZM16 220V219H15ZM59 220H60V217H59ZM33 221V220H32ZM43 221V220H42ZM62 221V220H61ZM108 221V220H107ZM181 221V222H180ZM7 222V221H6ZM6 222H5V224H6ZM12 222V221H11ZM37 222V221H36ZM36 222H34V223H36ZM41 222V221H40ZM63 222H65V223H68L69 222V220H66V221H63ZM73 222V221H72ZM75 222V221H74ZM4 223V222H3ZM16 223V222H15ZM39 223V222H38ZM183 223V224H182ZM1 224V223H0ZM20 224H22V223H20ZM24 224V223H23ZM25 224H26V222H25ZM24 224V225H25ZM15 225V224H14ZM31 225V224H30ZM99 223H98V225H97V227H96V230H97V228L99 227ZM9 227H11L10 225H8ZM21 226V225H20ZM25 226H28V225H25ZM32 226V225H31ZM36 226H37V224H36ZM36 226H34V227H36ZM101 226V225H100ZM222 226V225H221ZM8 227V228H9ZM19 227V226H18ZM29 227V226H28ZM28 227H26V228H28ZM180 227V230H178V228ZM252 228H253V235L252 236H254L255 235V232H257V229H256V226H251ZM251 227H250V229H251ZM21 228H23V226L21 227ZM20 228V229H21ZM25 228V227H24ZM23 228V229H24ZM25 228V229H26ZM30 228V227H29ZM2 229V228H1ZM24 229V230H25ZM32 229V228H31ZM30 229V230H31ZM70 229H72V231H70ZM249 229V230H250ZM18 230V229H17ZM26 230H28V229H26ZM95 230V231H96ZM98 230H99V228H98ZM210 230H211V228H210ZM252 230V229H251ZM15 231V230H14ZM24 232V231H23ZM22 232V233H23ZM99 232V231H98ZM125 232H127V235L125 236V237H123V234L125 233ZM17 233V232H16ZM27 233V232H26ZM258 233V232H257ZM256 233V234H257ZM1 234V233H0ZM24 234H25V232H24ZM23 234V235H24ZM29 234V233H28ZM99 234V233H98ZM175 234V235H174ZM249 234H251V233H249L248 232V235ZM16 235H18V234H16ZM22 235V234H21ZM20 235V236H21ZM34 235V234H33ZM38 235V234H37ZM248 235H245L244 237H242L241 238V241L243 242V244H245L244 242H245V240L247 239L248 240ZM29 236H30V234H29ZM98 236V235H97ZM100 236V235H99ZM16 237V236H15ZM26 237V236H25ZM3 238V237H2ZM19 238V237H18ZM22 238V237H21ZM23 238H24V236H23ZM29 238H32V237H29ZM34 238V237H33ZM67 238V237H66ZM129 238H131V241L129 240ZM17 239V238H16ZM26 240V239H25ZM33 240V239H32ZM130 242H129V241ZM246 240V241H247ZM8 241V240H7ZM77 242H78V240H76ZM97 241V240H96ZM210 241V240H209ZM240 241V242H241ZM30 242V241H29ZM33 242H34V240H33ZM36 242V241H35ZM38 242V241H37ZM248 242V241H247ZM246 242V243H247ZM249 242H250V239H249ZM211 243H212V241H211ZM36 244V243H35ZM73 244H75V242L73 243ZM147 244V245H146ZM162 244V245H163ZM241 244V243H240ZM50 246H51V244H50ZM57 246V245H56ZM55 246V247H56ZM72 246V245H71ZM74 246V245H73ZM73 246H72V248H73ZM76 246V245H75ZM91 246V245H90ZM160 246V245H159ZM68 247V246H67ZM37 248V247H36ZM53 248V247H52ZM72 248H71V251H72ZM129 248V249H130ZM57 249H58V247H57ZM130 249V250H131ZM8 250H10V249H8ZM7 250V251H8ZM70 250V249H69ZM130 250H128V251H130ZM51 251V250H50ZM49 251V252H50ZM55 251V250H54ZM91 251V250H90ZM93 251V250H92ZM146 251V250H145ZM213 251V250H212ZM48 252V253H49ZM57 252H59V251H57ZM56 252V253H57ZM100 252V251H99ZM110 252H112V250L110 251ZM12 253V252H11ZM35 253V252H34ZM62 253V252H61ZM61 253H59V255H61ZM156 253V255H158ZM174 253V252H173ZM8 254V253H7ZM109 254V253H108ZM114 254V253H113ZM172 254V253H171ZM178 254V253H177ZM232 253H230V255H231ZM5 255V254H4ZM18 255V254H17ZM63 255V254H62ZM88 255H89V252H88ZM161 255V254H160ZM166 255H167V253H166ZM174 254H172V256H173ZM198 255V254H197ZM200 255V254H199ZM56 256V255H55ZM66 256V255H65ZM67 256H68V254H67ZM96 256V255H95ZM102 255H100V257H101ZM125 256V257H124ZM168 256H171V255H168ZM176 256H178V255H176ZM180 256V255H179ZM178 256V257H179ZM46 257V256H45ZM91 257V256H90ZM155 257V256H154ZM185 257V256H184ZM6 258V257H5ZM32 258V257H31ZM64 258H66V257H64ZM103 258V257H102ZM155 258H159V257H155ZM197 258V257H196ZM16 259V258H15ZM14 259V260H15ZM110 259V258H109ZM127 259V258H126ZM130 258L128 257V260H129ZM161 259H162V257H161ZM160 259V260H161ZM171 259H173V258H171ZM260 259L261 258H259L258 260H257V262H255V264L256 263H259L260 262ZM1 260V259H0ZM29 260H30V258H29ZM165 260V259H164ZM163 260V261H164ZM183 260V259H182ZM194 260V254H190L189 256H188V261L187 262H189V264H195V260ZM197 260V262L196 263H198V258L196 259ZM210 260V259H209ZM6 263H8L7 261H6V259L4 260ZM3 261V262H4ZM31 261V260H30ZM36 261V260H35ZM102 261V260H101ZM103 261H104V259H103ZM168 261H169V259H168ZM194 263H193V262ZM23 262H28V260L26 259V261L24 260ZM22 262V263H23ZM90 262V261H89ZM177 262V261H176ZM184 262V261H183ZM13 263H15V262H13ZM31 263V262H30ZM45 263V262H44ZM44 263H42V264H44ZM160 263V262H159ZM164 263H165V261H164ZM179 263V262H178ZM25 264V263H24ZM33 264V263H32ZM87 264V263H86ZM89 264V263H88ZM163 264V263H162ZM259 264H263V260L259 263Z\"/></svg>", "mask_w": 264, "mask_h": 264}]
</instances>
